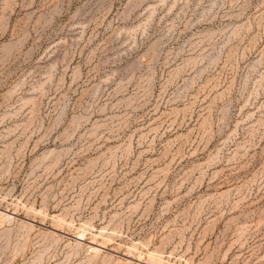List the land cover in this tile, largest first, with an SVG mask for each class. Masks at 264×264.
<instances>
[{"label": "rangeland", "instance_id": "1", "mask_svg": "<svg viewBox=\"0 0 264 264\" xmlns=\"http://www.w3.org/2000/svg\"><path fill=\"white\" fill-rule=\"evenodd\" d=\"M264 264V0H0V264Z\"/></svg>", "mask_w": 264, "mask_h": 264}, {"label": "built area", "instance_id": "2", "mask_svg": "<svg viewBox=\"0 0 264 264\" xmlns=\"http://www.w3.org/2000/svg\"><path fill=\"white\" fill-rule=\"evenodd\" d=\"M145 264H157V263L147 262V263H145Z\"/></svg>", "mask_w": 264, "mask_h": 264}]
</instances>
